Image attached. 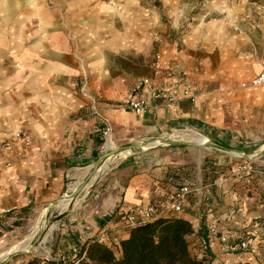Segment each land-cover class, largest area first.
I'll use <instances>...</instances> for the list:
<instances>
[{
	"label": "crops",
	"instance_id": "0c3cea01",
	"mask_svg": "<svg viewBox=\"0 0 264 264\" xmlns=\"http://www.w3.org/2000/svg\"><path fill=\"white\" fill-rule=\"evenodd\" d=\"M12 1L14 18L29 19L34 24L22 26L18 34L24 41L20 49L29 52L24 60L35 64L30 78H23L20 72L15 78H0V135L4 137L23 129L30 141L29 147L14 142L0 150V161L21 156L11 167L0 168V233L21 230L33 211L51 206L68 179H79V170L94 164L103 153L105 143L102 118L108 121L110 137L117 146L127 140L156 136L165 129L192 125L196 119L195 104L189 99L172 104L151 101L149 110L142 115L119 104L136 85L134 81L150 72L136 79L120 73L111 76L104 53L125 59L120 55L122 52L134 51L143 62H150L154 40L151 15L135 16L140 13L137 8L138 12H130L128 16L118 12L119 16L105 0H63L61 13L44 7L43 4L51 0H36L42 8L35 12L32 10L35 0H9ZM125 1L131 5L139 2ZM210 1L222 4L218 6L221 11L229 10L224 4L238 9L237 12L229 10L233 23L219 22L220 29L227 33V43L214 42L206 36L200 37L199 44L183 38L182 41L189 43L178 47L164 40L157 46L158 54L180 63L191 78L194 90L200 86L194 84L195 78L252 79L264 67V36L255 34L261 27L260 21L264 20V11L260 10L264 0ZM130 18L133 20L128 21ZM231 25L235 28L238 25L240 33L230 35ZM79 51L86 52L85 57L91 58L88 64L93 61L102 72L90 78V87L100 100L95 97L100 116L91 113L89 102L73 87L79 75L76 57ZM33 52H38L36 59ZM163 150L133 152L113 162L87 193L58 219L60 235L54 241L58 249L53 257L57 260L75 257L81 245L92 237H103L104 242L126 237L129 227L125 216L151 202L161 203L158 211L163 213L159 214L177 215L192 224L194 233L188 236L190 250L196 257H204V264L240 259L219 244L218 234L242 225L240 220L236 224L228 222L229 211L226 199L221 201V189L203 183L199 168L194 177L176 180L172 168L177 162L163 154ZM23 155L29 157L23 158ZM183 184H193L196 191L186 196L182 211L176 213L171 209L169 198ZM4 209L9 212L3 214ZM211 228H215L217 234L210 238L211 245L203 254L196 246L198 237L206 235Z\"/></svg>",
	"mask_w": 264,
	"mask_h": 264
},
{
	"label": "rangeland",
	"instance_id": "374dc122",
	"mask_svg": "<svg viewBox=\"0 0 264 264\" xmlns=\"http://www.w3.org/2000/svg\"><path fill=\"white\" fill-rule=\"evenodd\" d=\"M105 1L111 6L110 9L114 13L120 12L130 15V12H138L137 8H140V13H135V16L141 17L143 13L152 16L151 30L154 32L152 36L154 40L149 56L150 62H143L141 56L134 51L122 52L120 55L125 59H120L118 55L104 53L106 69L111 76L120 73L129 75L127 77L133 79L143 76L147 71L151 73L152 63L156 54H158L157 46L163 43L164 40L170 44H178V47L181 44L189 43L182 41L183 38L190 42L193 40V42L199 44L200 37L206 36H210L214 42L227 43L228 41L225 38L227 33L220 29L221 24L219 22L229 21L226 18L228 15L232 18L229 10L238 11L237 7L232 4H228L229 6L224 4L225 8L228 7L229 10L221 11L222 9L216 6L218 3L212 4L210 0H138L139 2H135L136 4L133 5L125 0ZM43 5L45 8L61 13L64 3L63 0H51L49 4L44 3ZM37 7L38 3L35 0L32 4V10L35 12L42 8L41 6ZM71 10L74 11L75 9L71 7ZM260 10L264 11V6ZM120 13H118L119 16H121ZM14 14L13 1L0 0V78H15L18 72L23 73V78H30L35 63L32 64L29 60H24L29 52L20 49L21 43L24 41L22 40L23 36L18 33L21 32L22 26L24 28L34 24L25 18L16 20ZM132 20L131 18L128 19V21ZM260 24L261 27L259 29L256 27L255 34L264 36V20H261ZM231 26L232 33L230 35L240 33L238 25L237 28L234 25ZM33 53V58L36 59V53L38 52ZM92 53L94 55V52ZM85 56L86 52L82 54L80 51L76 56L79 63V75L74 80L73 87L83 98V92L80 91L76 82L78 83L81 78H86V91L93 94L100 101L98 94L90 87V78H95L96 74L100 75L102 72L97 70L98 67L93 65V61L88 64L91 58ZM189 79L191 81V78ZM195 79L194 84L198 83L200 86L195 88L194 99L190 100L191 103L195 104L194 112L196 114V119L193 120L192 125L184 124L183 126L165 129L156 136L127 140L120 146L136 144L138 146L132 148L131 153L118 160L128 157L133 152L165 149L163 154L166 153L177 162L172 168L176 180L184 177H194L195 171L199 168L202 172L203 183L206 182L214 188L221 189L220 195L223 197L221 201L225 202L226 199L227 203L225 205H227L229 211L228 218L230 219L228 222L232 224L239 220L242 221L239 228L226 229L227 231L224 232L227 237L226 242H221L219 239L221 233L218 234L220 247H224L226 252L234 253V257L240 259L234 262L220 260L214 264H264V85L259 87L249 86L251 78ZM244 83L245 85H243ZM83 99L88 102L85 97ZM87 114H90L89 109H87ZM179 129H190L203 134L208 140L221 145V148L206 143L200 146L184 141L181 144H165L160 141L163 138L173 139L170 135ZM16 131L4 137L0 135V150H5L14 142H20L14 138ZM157 140L159 143L150 147L143 148L139 146L144 142L150 143ZM6 143L8 144L6 145ZM120 146L115 145L112 150ZM103 152H105L104 149ZM20 157V155H17L16 158L0 161V168L11 167L13 162L21 159ZM22 157L27 158L29 155H23ZM118 160H112L110 166ZM101 164L102 162L98 164V167ZM243 166H246V168H243ZM90 167L93 168V165ZM75 180L68 179L62 192L55 200L65 193L67 184ZM82 180L83 178L80 182ZM190 186L196 189L193 184H190ZM206 201L204 200V202ZM73 204L71 203L62 211L54 205L48 207L27 250L19 251L16 256L8 261L7 257L9 255L5 256L0 259V264H24L33 258L57 261L53 257V253L58 249L57 246H54V241L60 235L58 219L62 214L68 212ZM41 210L33 211L29 215L30 220L24 221L25 224L21 230L0 233V242L3 240L5 246H9L29 235L31 226L38 218ZM51 226L53 227L51 237L47 242H44V236ZM39 234H41V237L37 241ZM201 236L198 237L196 244L198 249ZM241 239H248L253 244V251L250 249H237L235 245ZM1 250L3 249L0 248ZM203 254H206V251ZM67 258H63L66 261L65 264H80L75 257L69 260Z\"/></svg>",
	"mask_w": 264,
	"mask_h": 264
},
{
	"label": "built area",
	"instance_id": "2783aa9c",
	"mask_svg": "<svg viewBox=\"0 0 264 264\" xmlns=\"http://www.w3.org/2000/svg\"><path fill=\"white\" fill-rule=\"evenodd\" d=\"M164 81L168 83L163 85L161 82ZM76 84H78L80 91L83 92V96L88 100L91 113L100 116L101 109L96 104L95 96L86 91V78H81ZM260 85H264V67L249 81V86L256 87ZM194 91L190 79L178 61L167 60L161 54H156L150 75L139 78L136 85L120 100L119 104L132 110L136 115H142L149 110L151 101L162 100L166 104H172L181 99L193 100L195 96ZM143 93L144 95H142ZM102 122V133L106 141L108 136H110V129L106 119L102 118ZM14 138L20 141L25 147L30 145L28 135L23 129H17ZM243 168H246V166H243ZM193 191H196V189H193L189 184H183L177 187L169 198L171 209L174 212H181L184 199ZM160 206H162L161 203L154 205L151 202H147L136 212L127 214L125 216V224L127 227H131L139 222L154 218L159 213H163L162 211H158V207ZM2 212L3 214L8 213L9 209H4ZM214 235L215 229L211 228L206 235L200 237L199 247L201 250H208L211 245L210 238ZM99 238L101 241H105L103 237ZM219 239L221 242H226L227 237L225 234H221ZM116 240L117 238L113 239V241ZM235 246L237 249H250L253 251V244L248 239L239 240Z\"/></svg>",
	"mask_w": 264,
	"mask_h": 264
},
{
	"label": "trees",
	"instance_id": "16d2710c",
	"mask_svg": "<svg viewBox=\"0 0 264 264\" xmlns=\"http://www.w3.org/2000/svg\"><path fill=\"white\" fill-rule=\"evenodd\" d=\"M193 233L187 219L159 214L129 227L128 235L116 241L89 238L77 250L75 259L80 264H204L206 259L196 257L190 250L188 236ZM65 263L60 258L57 261L33 258L24 264Z\"/></svg>",
	"mask_w": 264,
	"mask_h": 264
},
{
	"label": "bare ground",
	"instance_id": "6f19581e",
	"mask_svg": "<svg viewBox=\"0 0 264 264\" xmlns=\"http://www.w3.org/2000/svg\"><path fill=\"white\" fill-rule=\"evenodd\" d=\"M222 7V4L217 5V7ZM227 9H224L223 11H226ZM227 19H229L228 22H232L233 20L232 18L228 15L226 17ZM171 138L173 139H177V140H181L184 142H191L194 143L196 145H203L208 141V138L203 135L200 134L198 132H195L193 130L190 129H179V130H175L171 135ZM159 141H154V142H150V144H158ZM114 142L111 139L110 136H108V138L106 139L105 143H104V147L103 149L105 151H109L112 150L114 148ZM148 146V145H147ZM147 146H143V148H147ZM132 151L129 148H126L124 150L119 151L116 155L110 156L108 158H106L102 164L96 168V170L94 172L91 173L92 169L90 166L81 168L79 170V172L77 173V176L79 179H76L75 181H72L71 183L67 184L65 193H63L61 195V197L56 201L55 203V207L62 211L64 209H66L71 203H76L78 202L88 191V189L92 186V184L100 177L102 176L104 173H106V171L109 169L110 167V163L112 162V160H118L124 156H126L127 154L131 153ZM90 175V179L88 181V183L85 185V187L83 188V190L80 192V194L78 196H76L75 198H71V194L76 190V188L79 186L80 184V180L81 178H85L87 176ZM48 208H43L41 210V212L39 213L38 218L34 221L33 225L31 226V233L29 235H26L25 237L22 238V240L17 241L9 246H5V241H1L0 242V248L3 249L0 251V259L4 258L5 256L11 254L12 252H19V251H23V250H27V248L29 247V244L32 240V237L34 236V234L36 233L37 229L39 228V223L41 222L42 216L46 213ZM53 230V227L51 226L46 235L44 236L43 241L47 242V240L51 237V232Z\"/></svg>",
	"mask_w": 264,
	"mask_h": 264
},
{
	"label": "water",
	"instance_id": "95a60500",
	"mask_svg": "<svg viewBox=\"0 0 264 264\" xmlns=\"http://www.w3.org/2000/svg\"><path fill=\"white\" fill-rule=\"evenodd\" d=\"M160 141L162 143H165V144H181L183 143L181 140H177V139H160ZM206 144L210 145V146H213V147H216V148H221V145H219L218 143L214 142V141H210L208 140L206 142ZM148 145V146H147ZM152 144L149 145L148 142H144L142 144H140L139 146L143 147V146H147V147H150ZM138 146L137 144L136 145H123V146H120L118 147L117 149H114V150H109V151H105L103 152L97 159L96 161L94 162L93 164V169L91 171L94 172L96 170V168H98V164L100 162H103L106 158L110 157V156H113V155H116L119 151L121 150H124L126 148H129L130 150L134 147ZM90 179V175L83 178V180L80 182L79 186L76 188V190L71 194V198H75L76 196H78L80 194V192L83 190V188L85 187V185L88 183ZM61 197V196H60ZM59 197V198H60ZM58 198V199H59ZM57 199V200H58ZM57 200H54L51 205H55L56 201ZM40 237H41V234H39V236L37 237V241L40 240ZM18 254V252H12L11 254H9V256L7 257V261L10 260L12 257L16 256Z\"/></svg>",
	"mask_w": 264,
	"mask_h": 264
}]
</instances>
